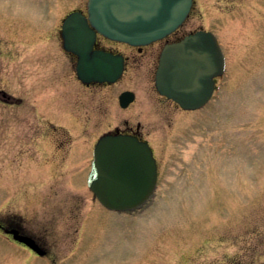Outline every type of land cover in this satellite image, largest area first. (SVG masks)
Instances as JSON below:
<instances>
[{"label":"rangeland","instance_id":"1","mask_svg":"<svg viewBox=\"0 0 264 264\" xmlns=\"http://www.w3.org/2000/svg\"><path fill=\"white\" fill-rule=\"evenodd\" d=\"M85 4L0 0V87L19 88L13 78L7 83L8 70L18 65L17 58L5 55L14 52L5 46L33 42L37 34H29L19 15L31 25L56 15L48 26L55 35L61 17L85 10ZM179 29L178 34L212 31L225 55L214 94L198 110L162 100L154 87L155 59L144 53L112 86L84 88L74 70L71 96L57 95L63 111L57 107L34 117L35 103L26 99L10 112L8 126L0 127V223L37 233L47 254L29 251L0 230V264H240L238 259L252 254H261L256 263L264 260V0H194ZM17 50L22 52L21 46ZM125 89L136 95L127 109L117 102ZM124 118L142 125L141 135L157 159L158 180L145 207L119 213L92 199L84 179L93 143ZM38 122L36 130L49 122L56 131L68 130L74 146L67 159L72 164L79 159L76 166H61L58 154L45 176L39 175L37 158L30 159L31 151L43 153L33 132Z\"/></svg>","mask_w":264,"mask_h":264},{"label":"water","instance_id":"2","mask_svg":"<svg viewBox=\"0 0 264 264\" xmlns=\"http://www.w3.org/2000/svg\"><path fill=\"white\" fill-rule=\"evenodd\" d=\"M192 5L193 0H88L87 16L71 12L62 25L65 47L78 55V78L85 83L112 82L122 71L121 58L93 49L96 32L133 45L148 44L177 29ZM68 30H74L71 45ZM223 69L224 56L215 35L196 30L163 47L155 87L181 107L196 109L209 100L214 77ZM132 99V92H123L120 103L126 106ZM156 178L151 149L136 137L105 134L94 145L87 185L108 209L124 211L142 205L153 192ZM4 231L36 253H44L32 237L20 234L18 229Z\"/></svg>","mask_w":264,"mask_h":264},{"label":"flooded vegetation","instance_id":"3","mask_svg":"<svg viewBox=\"0 0 264 264\" xmlns=\"http://www.w3.org/2000/svg\"><path fill=\"white\" fill-rule=\"evenodd\" d=\"M77 10L81 11L83 14H86V10H87L86 4H85V10H83L82 8H79ZM72 11L74 10L66 12L61 17V21L58 26L59 29L57 30L56 28L55 35H53L54 31H51V29L48 28V26L50 25L49 22L54 21V19L56 18V15L50 21H46L45 23H43V25L39 24L38 22H33V25H31L30 22H26L24 18L21 15H19V20H21L24 23V25L28 27L29 34H31L30 33L31 31L32 32L34 31L37 34L33 42L32 40H30L28 43H24V45L21 44L19 46H16V45L15 46H10V45L5 46L6 48L14 51V52H10V50L4 51L5 55H7L8 58H11V57L17 58V62L14 65H18L8 70L7 77H6L7 83L13 78V80H17V84L19 83L18 84L19 88H18V91L15 92L10 89L8 90L6 87H3V86L0 87V127L1 128L5 129L8 126L7 122H8V117H9L10 112L15 111V107L22 106L26 99L34 101L35 109H33V111L30 109L29 110L24 109V113L32 111L34 114V117H40V116H43V114L45 115L46 113H50V111L57 110V107H58L57 103L59 100L58 99L59 97L57 98V95H60V100L62 99L61 97L68 99L71 96L70 94L71 86L74 80L73 74H74L75 65L77 61V55L72 51V49H68L65 47V37L63 35L62 24H63L64 18ZM179 31L180 29L178 28L172 33H170L169 35H167L166 37L160 40H156L151 43L145 44V45H133V44H129L126 42L113 40L99 33H96L95 35H93V43H92L93 48L95 50H102L104 52L110 53L116 57L121 58L122 59L121 74L116 81L111 82V83L107 81H101V82L96 81V82H90L86 84L80 81L77 77H76V80L84 88H89V87H94V86L103 87L107 85L112 86L114 83H117L123 77L124 73L126 72L128 68L129 62L131 60L135 62L137 59V55L140 56L141 54H144V53H147L153 59H155V62H156L155 69H156L158 62H159V56H160L161 50L164 47V45L170 42L178 41L187 34V33L178 34ZM73 32L74 30L67 31V36H68L67 41L69 42L70 45L74 43ZM20 46H21L22 52L17 50L19 49ZM26 49L28 51H26ZM27 69L32 70V72L30 73L27 72ZM67 74H69V78L66 81V85H65L63 83V79L64 80L67 79ZM154 75H155V71L153 73V78H154ZM21 79H25V80H23L20 83ZM27 80H31V83H29ZM125 90H129V89H125ZM120 93L117 96L118 105L123 109H127L135 101V98H136L135 92L133 93V100L126 107H122L120 105ZM159 95L162 98V100H165L173 104L175 107H177V109L188 111V110L181 108L180 105L176 103L175 101H173L172 99L167 98L166 96H163L161 94ZM59 104L60 105L58 109L63 111L65 107V103L59 102ZM10 107H12L11 110H10ZM14 115L18 116L20 114H14ZM120 121H122L121 125L117 124L116 126H114V128L112 129L109 128L108 130L103 131L102 134L104 133L120 134L121 133V134H126V135L137 137L139 140L146 141L150 145L153 151V154H154V150H153V147L151 146V143L145 138H143V136L141 135L142 125L140 124L139 121H137L134 126L130 124L127 118L121 119ZM49 123L50 124L46 125L45 126L46 128L43 129L44 131L36 130V129H40L39 127L40 122H38V124L34 127L35 131L33 130V132L37 134V137H40L38 138L39 139L38 144L43 147L42 156L39 150L31 151L30 153V157H31L30 159H32V157L37 158L36 161L39 165L38 167L39 175H43V176H45L44 171L47 166V163L48 162L50 163V161H53V159L55 158L58 159L59 158L58 154H60L59 162H62L61 166H63V163H67L68 165L70 164L72 166L71 167L72 169L79 162V159H78L75 164H72V160L71 162L68 160L71 157V153H72L71 150L73 149L72 146H74L73 145L74 141H72L71 134L69 135L68 130L64 128V131H61V130L59 131L58 129L56 131V126H54L51 122ZM53 131H56L58 136L54 134ZM84 133L87 134L86 131L82 132V134ZM55 135H56V138H55ZM59 138H61V140ZM82 138L87 139V136L82 135ZM95 142L93 143V146ZM79 146H81V143L77 144L76 148H78ZM93 146H92V149H93ZM92 149H91V154H92ZM5 151L8 154V150H5ZM17 151L19 152V154H22V150L20 151V148H18ZM31 154H33V156H31ZM89 167H90V164H89ZM89 167H88V170H89ZM87 174L88 173L86 172V175ZM72 175H69L67 173V178L68 179L70 178L73 180V178L71 177ZM86 175L84 179L85 182L87 178ZM75 176H78V175H75ZM82 179L83 177H80V180ZM92 196H93V193H92ZM53 207H55V205H51L50 207L44 208L43 211H46V212L50 211ZM132 212H135V211H132ZM6 223L7 222L5 223L2 222L0 224L2 225V227L6 229L15 228V229H18L19 233L32 237L35 240V242L43 250H45L44 255L47 254V250L44 249L40 245L41 242L39 240L40 238L37 237V233H27L25 231H22L20 227H16L15 225L10 226V225H7ZM7 235L11 237V234H7ZM29 251H31V249H29ZM260 255L261 254H258V255L252 254V256L243 255L244 258L238 259L239 261L238 263L240 264H264V260L261 263L260 262L256 263L257 258L260 257ZM246 257H250V259ZM231 258L232 260L230 262L233 261V257ZM249 260H252V263L248 262ZM208 264H216V262L212 260Z\"/></svg>","mask_w":264,"mask_h":264}]
</instances>
